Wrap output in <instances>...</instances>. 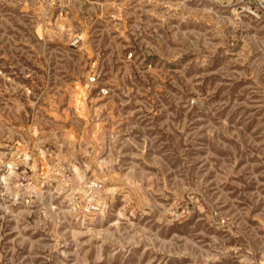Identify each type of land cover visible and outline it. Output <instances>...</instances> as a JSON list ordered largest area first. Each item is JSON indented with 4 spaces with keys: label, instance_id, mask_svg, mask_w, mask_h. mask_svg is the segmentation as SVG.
<instances>
[{
    "label": "rangeland",
    "instance_id": "1",
    "mask_svg": "<svg viewBox=\"0 0 264 264\" xmlns=\"http://www.w3.org/2000/svg\"><path fill=\"white\" fill-rule=\"evenodd\" d=\"M0 264H264V0H0Z\"/></svg>",
    "mask_w": 264,
    "mask_h": 264
}]
</instances>
